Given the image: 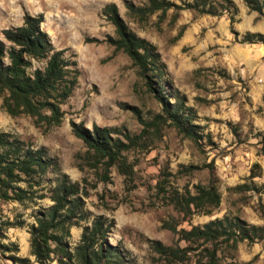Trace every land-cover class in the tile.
Masks as SVG:
<instances>
[{"label":"rangeland","instance_id":"1","mask_svg":"<svg viewBox=\"0 0 264 264\" xmlns=\"http://www.w3.org/2000/svg\"><path fill=\"white\" fill-rule=\"evenodd\" d=\"M107 1L116 4L131 31L155 45L162 63L157 83L169 101H173L174 90L182 95L183 109L192 116L190 121L197 133L193 140L168 123L158 132L149 130L144 141L123 151L122 159L131 168L129 175L121 171L122 165L118 168L111 164L106 170L101 162L91 166L86 161V145L70 124L113 125L122 132L138 133L142 123L132 107L143 119L161 111L160 101L145 89L129 57L120 50L112 53V46L103 40L107 34L114 35V26L100 13ZM124 1L0 0V39L1 29L19 24L24 11L41 12L40 27L55 48L74 53L79 70L74 88L60 104L63 114L58 124L42 129L28 114L12 116L0 106V129L31 146H43L60 170L86 189L83 200L88 215L80 225L69 227L70 247L77 242L81 225L100 214L105 223H111L106 241L123 252L128 264H195L201 245L179 239L164 221L175 229L188 228L227 213L249 223H264V190L237 193L228 189L244 180L253 161L264 164V155L258 152V140L264 138V45L238 40L245 30L264 34V14L248 9L242 0H234L237 11L232 22L226 13L195 14L181 8L172 22L168 9L159 21L153 13L138 23L125 13ZM182 24L181 34L174 38ZM209 162L212 173L208 171ZM189 164L196 167L185 170L183 165ZM55 177L56 172H48L35 193H46ZM210 178L220 193L217 206L209 213L198 211L183 219L168 194L173 190L192 192L194 184H204ZM253 181L264 187L263 175ZM49 203L47 196H33L21 203L2 201L0 216L21 219L22 224L6 227L0 241H15L16 253L32 260L27 224L33 221L35 209ZM154 240L181 248L191 246L182 259L169 260L153 249ZM7 253L10 251L0 253V264H16ZM218 255L221 264H264V238L250 242L243 239L232 254L221 249ZM48 264H55V260Z\"/></svg>","mask_w":264,"mask_h":264},{"label":"trees","instance_id":"2","mask_svg":"<svg viewBox=\"0 0 264 264\" xmlns=\"http://www.w3.org/2000/svg\"><path fill=\"white\" fill-rule=\"evenodd\" d=\"M248 9L264 14V0H242ZM125 13L138 23H143L155 13L156 20L165 17L168 9L169 21H174L181 8H187L195 14H228L229 21L234 20L237 5L234 0H144L141 3L124 1ZM100 13L114 26V35L107 34L103 40L112 46V53L124 52L136 67L143 85L161 103V111L149 119H143L136 107H132L142 123L138 133L122 132L113 125L92 123L85 127L80 121H70L71 129L86 145V161L95 166L101 162L103 170L109 165H122L121 171L129 175L131 168L124 162L123 151L144 141L149 133L158 132L166 123L174 126L182 134L196 140L195 124L191 115L183 109V97L174 90L173 101L163 91L158 79L162 63L155 45L143 36L131 31L117 11L113 1L103 3ZM42 13L24 11L21 22L1 29L0 39V106L9 115L28 114L36 127L47 129L60 122L63 110L60 104L70 95L77 82L78 67L73 52L65 53L66 48H55L48 33L40 27ZM185 24L180 25L174 38L179 36ZM237 34L236 30H232ZM98 40L97 38H91ZM84 40H88L85 37ZM245 42H259L264 45V34L259 31L245 30L238 39ZM158 81V83H157ZM122 105L126 103L122 102ZM258 152L264 155V138L258 140ZM209 173L213 172L211 163H207ZM196 165H183L190 170ZM56 172L53 183L46 193H35L41 188L45 175ZM264 176V164L253 161L244 180L228 186L237 193L252 190L259 193L264 190L253 178ZM103 179L106 175L101 176ZM192 192L170 191L168 200L173 208L181 213L183 219L194 212L209 213L217 206L220 193L213 179L196 183ZM86 189L78 180H71L60 170L54 157L47 155L43 146L26 144L9 131L0 129V204L2 201L15 200L19 203L33 196H47L50 203L41 206L32 213L33 221L27 224L28 251L32 260L18 255L15 241H0V253L10 251L7 257L16 264H128L123 252L115 244L105 239L111 223L104 222L102 215L96 214L87 224L81 225L77 242L70 247L68 243L69 227L80 225L87 218L83 195ZM36 194V195H35ZM21 219H8L0 216V237L8 226L21 225ZM164 224L177 233L179 239L194 246L201 245L200 257L195 264H221L218 251L226 249L229 254L243 239L248 242L264 238V223L254 224L241 219L238 215L224 213L201 224L175 229L166 221ZM184 248L162 244L154 240L152 247L166 259H182L186 256ZM193 248V247H191ZM204 258V261H202Z\"/></svg>","mask_w":264,"mask_h":264}]
</instances>
